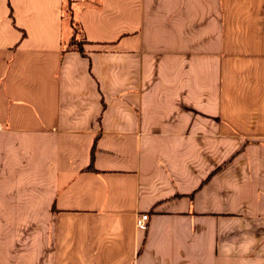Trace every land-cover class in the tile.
I'll list each match as a JSON object with an SVG mask.
<instances>
[{"label": "crops", "instance_id": "crops-1", "mask_svg": "<svg viewBox=\"0 0 264 264\" xmlns=\"http://www.w3.org/2000/svg\"><path fill=\"white\" fill-rule=\"evenodd\" d=\"M0 264H264V0H0Z\"/></svg>", "mask_w": 264, "mask_h": 264}, {"label": "trees", "instance_id": "trees-1", "mask_svg": "<svg viewBox=\"0 0 264 264\" xmlns=\"http://www.w3.org/2000/svg\"><path fill=\"white\" fill-rule=\"evenodd\" d=\"M67 48H76L79 51H82L81 41L78 42L75 40V38H73L69 41Z\"/></svg>", "mask_w": 264, "mask_h": 264}, {"label": "rangeland", "instance_id": "rangeland-1", "mask_svg": "<svg viewBox=\"0 0 264 264\" xmlns=\"http://www.w3.org/2000/svg\"><path fill=\"white\" fill-rule=\"evenodd\" d=\"M66 15H67V17H69L67 13H66ZM73 27H74L75 31L77 32V34H78V38L81 39L82 35H81L80 31L78 30L77 26L73 25Z\"/></svg>", "mask_w": 264, "mask_h": 264}, {"label": "built area", "instance_id": "built-area-1", "mask_svg": "<svg viewBox=\"0 0 264 264\" xmlns=\"http://www.w3.org/2000/svg\"><path fill=\"white\" fill-rule=\"evenodd\" d=\"M147 217V215L146 214H143V215H141V219H145Z\"/></svg>", "mask_w": 264, "mask_h": 264}]
</instances>
